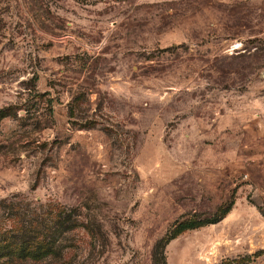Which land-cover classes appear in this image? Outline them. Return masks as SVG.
Here are the masks:
<instances>
[{"label": "rangeland", "instance_id": "374dc122", "mask_svg": "<svg viewBox=\"0 0 264 264\" xmlns=\"http://www.w3.org/2000/svg\"><path fill=\"white\" fill-rule=\"evenodd\" d=\"M0 111V264H264V0H0Z\"/></svg>", "mask_w": 264, "mask_h": 264}, {"label": "trees", "instance_id": "16d2710c", "mask_svg": "<svg viewBox=\"0 0 264 264\" xmlns=\"http://www.w3.org/2000/svg\"><path fill=\"white\" fill-rule=\"evenodd\" d=\"M6 113H2L0 111V117L5 115ZM222 215V214H221ZM220 214H217L216 216H212L209 219H206L204 221H195L192 219H188L185 222H180L177 224L176 230H183L187 228H193L199 224H202L204 222L206 223H212L218 220V218L221 217ZM164 242L163 241H156L152 247V262L153 264H164V258L162 255V247Z\"/></svg>", "mask_w": 264, "mask_h": 264}]
</instances>
